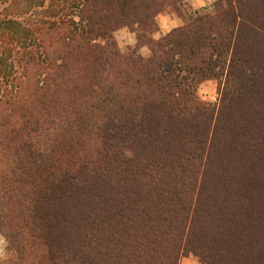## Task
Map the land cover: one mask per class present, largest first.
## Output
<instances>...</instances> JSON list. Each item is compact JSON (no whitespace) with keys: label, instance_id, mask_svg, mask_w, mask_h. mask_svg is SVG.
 Instances as JSON below:
<instances>
[{"label":"trees","instance_id":"16d2710c","mask_svg":"<svg viewBox=\"0 0 264 264\" xmlns=\"http://www.w3.org/2000/svg\"><path fill=\"white\" fill-rule=\"evenodd\" d=\"M186 1L0 0V233L19 264L29 243L31 264H264V0L156 39ZM82 72L78 105L45 104Z\"/></svg>","mask_w":264,"mask_h":264},{"label":"rangeland","instance_id":"374dc122","mask_svg":"<svg viewBox=\"0 0 264 264\" xmlns=\"http://www.w3.org/2000/svg\"><path fill=\"white\" fill-rule=\"evenodd\" d=\"M34 1H36V0H34ZM214 1L215 0H212L210 5L207 6L208 8L210 7L209 9H212ZM193 8H194L193 5L186 1L181 6V9L179 11L175 10L174 8H170V9L163 11L159 15H163L164 17L172 16L174 18L182 17L184 19L183 23L184 22L186 23L190 17L195 16V14H196L195 13L196 11H194ZM40 19L41 18H39L38 16H34L31 18V21L37 22ZM115 40H116V43H117L118 48H119L121 53H126L129 50V48H134L138 42L136 34L128 28H122V29H119L118 31H116L115 32ZM140 54L143 57H148L150 55L149 48L148 47L141 48ZM32 75H34V74L31 71L30 76H32ZM84 75H85L84 72H82L80 75H76V77L72 78L71 74H67L65 79L63 80V82L61 84L62 85L61 91L58 93L57 96L52 95L51 98H49V100H47V102L45 104H48L47 106L51 105V103L58 104L56 106H62V105H67V104H71V103L74 105H78L80 102L77 100H79L80 96L76 92L72 93L70 86L74 80L75 81L77 80L78 82L80 80L83 81L85 78ZM26 86H27L28 91L25 93V95H26L25 99L28 100L32 96V86L25 84V87ZM28 86H29V89H28ZM67 86L69 88L65 89V87H67ZM80 86H82V85H80ZM65 90L67 92L63 93ZM198 94H199V97L203 101L208 102V103L217 104L219 102L218 82L215 80H210V81L204 82L200 86V88L198 90ZM75 99H77V100H75ZM44 107L46 108V106H44ZM44 107H42V110ZM0 110H1V108H0ZM17 116L18 115H15L16 118H17ZM0 138H1V136H0ZM77 141H78V139L75 138L74 149L78 148V149L89 150L90 148H92V146L94 144V140L90 139L89 135H87V134L83 137V139L81 141L78 142V145H77ZM93 150H94V148H93ZM3 154H4V150L1 148V142H0V180L5 179V177L8 175L7 171L9 170L7 167L9 163L7 162L6 158L3 160V158H4ZM3 240H4V245H6L8 247V245H9L8 241L4 237H3ZM36 252L40 258L41 254H43V249L33 248L31 243H29L28 247L26 249V252H25L23 264H31L34 260L33 258H34V255L36 254ZM18 259L19 258H17L16 254H12L8 251L3 257H0V260H11V262L9 261L10 262L9 264H11V263L12 264H19ZM38 259L36 261H38ZM180 264H202V263L194 255H187V256L182 258Z\"/></svg>","mask_w":264,"mask_h":264},{"label":"crops","instance_id":"0c3cea01","mask_svg":"<svg viewBox=\"0 0 264 264\" xmlns=\"http://www.w3.org/2000/svg\"><path fill=\"white\" fill-rule=\"evenodd\" d=\"M212 0H187L188 3H191L193 5V10L194 11H199L204 8H206L208 5H210ZM184 19L182 17H164L163 15H159L157 18V22L159 24L160 30L159 32L155 35L156 39H159L163 35H166L167 33L170 32V30H173L178 27H182L185 22L183 23ZM0 257H3L7 251L8 247L4 245V240L2 237V234L0 233Z\"/></svg>","mask_w":264,"mask_h":264},{"label":"clouds","instance_id":"9594fccd","mask_svg":"<svg viewBox=\"0 0 264 264\" xmlns=\"http://www.w3.org/2000/svg\"><path fill=\"white\" fill-rule=\"evenodd\" d=\"M0 240H2V238H0Z\"/></svg>","mask_w":264,"mask_h":264}]
</instances>
